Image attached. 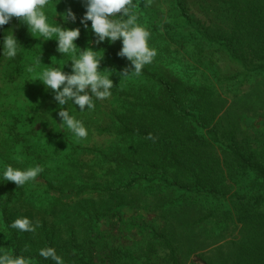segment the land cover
Here are the masks:
<instances>
[{
	"label": "trees",
	"instance_id": "16d2710c",
	"mask_svg": "<svg viewBox=\"0 0 264 264\" xmlns=\"http://www.w3.org/2000/svg\"><path fill=\"white\" fill-rule=\"evenodd\" d=\"M77 1L49 0L44 11L50 24L79 28L77 48L91 47L103 56L100 70H111L112 95L94 98V110L59 106L38 81L49 68L71 74V57L57 52L55 37L44 41L15 18L0 28V254L55 264L39 255L51 247L64 264H183L174 235H193V224L185 215L163 223L153 212L169 192L173 204L214 205L195 224L238 233V258L220 264H264V0H139L136 23L150 32L157 55L127 77L120 73L134 65L119 56L122 40L97 44ZM69 8L74 23L58 15ZM9 29L20 44L15 58L3 57ZM227 100L250 101L262 129L243 136L226 128L218 108ZM63 107L83 122L87 139L60 125ZM57 164L72 166L82 182L43 171L18 188L3 177L8 165ZM34 199L59 204L58 215L39 213ZM20 217L39 222L35 233L10 227Z\"/></svg>",
	"mask_w": 264,
	"mask_h": 264
},
{
	"label": "clouds",
	"instance_id": "9594fccd",
	"mask_svg": "<svg viewBox=\"0 0 264 264\" xmlns=\"http://www.w3.org/2000/svg\"><path fill=\"white\" fill-rule=\"evenodd\" d=\"M86 12L80 23L85 29L91 21V31L97 37L96 43L100 44L107 40L115 43L122 40L123 48L119 56L126 57L134 69L125 68L120 73L122 77H127L131 72L140 75L143 68L153 62L157 55L154 48L149 47L150 32L136 23L137 16L135 9L139 6V0H83ZM151 0H147L145 6L150 5ZM49 4V0H0V28L10 24L15 18L19 23L26 25L29 32L39 33L44 41L55 40L58 42L57 52L71 57V74L60 68H49L43 71L38 81L43 84L46 90L54 93V99L59 106H65L69 102L78 106L79 111L85 109L94 110V98L106 100L111 97L114 88L113 80L106 73L109 69L101 71V60L98 52L91 47L79 50L74 43L80 37V29H68L58 24L48 23V16L44 9ZM58 14V13H57ZM65 18V21L75 22L76 16L69 8L63 14H58ZM119 16V19L116 17ZM4 36L3 57L15 58L18 52V43L13 30L9 29ZM41 63V57L36 61ZM67 66V64L65 65ZM64 66V67H65ZM29 68L28 71H33ZM58 115L61 119V126H66L71 133L80 140L87 139L88 130L83 122L76 119L65 107L60 108ZM147 139H154L150 133ZM44 171L37 165L28 169L13 168L8 165L3 173L7 182L14 183L18 188L23 187ZM10 227L20 232L35 233L39 227V222L35 225L27 217L15 219ZM29 246H25L27 251ZM39 255L44 259H51L55 264H64L62 257L56 254L54 248L41 249ZM0 264H31V260L24 256H13L9 253L0 254Z\"/></svg>",
	"mask_w": 264,
	"mask_h": 264
},
{
	"label": "rangeland",
	"instance_id": "374dc122",
	"mask_svg": "<svg viewBox=\"0 0 264 264\" xmlns=\"http://www.w3.org/2000/svg\"><path fill=\"white\" fill-rule=\"evenodd\" d=\"M79 6L86 11L85 4L82 0L77 2ZM74 6V5H73ZM263 89V86L258 88ZM258 90V91H259ZM257 94V93H256ZM255 97V94L252 96ZM241 104V105H240ZM234 103L232 100H227L219 105L220 116H222L223 125L227 128L237 130V133L244 135H252L256 132V127L262 129L263 124L255 122L256 112L254 106L250 101L244 103ZM243 106V108H241ZM258 121V120H257ZM95 141V140H94ZM96 144H102L96 140ZM65 162H68L67 160ZM64 162V163H65ZM67 164V163H66ZM56 165L52 168L44 167L46 176L53 177L57 172L61 180L66 183L79 184L82 182L81 175L72 168V166ZM52 172V173H51ZM174 197L169 192H165L158 198V208L153 212H158L162 215L163 223L172 216L185 215L188 217L186 224H193V235L177 232L174 235L175 242L182 251L183 264H220V262H234L240 253L241 246L239 243L238 233H233L232 228L228 226H216L213 222H206L205 224H195L197 221L211 210L214 205L209 203H191V202H178L172 203ZM31 207H34L39 213L55 217L59 212V204L54 206H42L41 199H34L30 202ZM194 251L198 257L189 256V251Z\"/></svg>",
	"mask_w": 264,
	"mask_h": 264
}]
</instances>
